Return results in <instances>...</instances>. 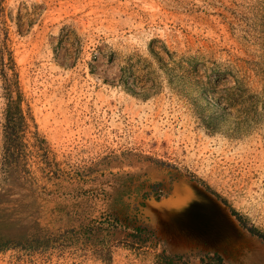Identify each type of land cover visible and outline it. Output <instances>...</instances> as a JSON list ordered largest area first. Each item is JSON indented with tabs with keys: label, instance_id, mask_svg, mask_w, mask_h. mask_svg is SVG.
Returning <instances> with one entry per match:
<instances>
[{
	"label": "rangeland",
	"instance_id": "1",
	"mask_svg": "<svg viewBox=\"0 0 264 264\" xmlns=\"http://www.w3.org/2000/svg\"><path fill=\"white\" fill-rule=\"evenodd\" d=\"M5 43L40 140L3 160L0 76V264H264V0H0ZM184 180L224 241L153 221Z\"/></svg>",
	"mask_w": 264,
	"mask_h": 264
},
{
	"label": "crops",
	"instance_id": "2",
	"mask_svg": "<svg viewBox=\"0 0 264 264\" xmlns=\"http://www.w3.org/2000/svg\"><path fill=\"white\" fill-rule=\"evenodd\" d=\"M167 192V201L153 211V221L157 222L159 216L175 219V224L182 226L177 238L185 244L206 242L212 246L234 233L227 206L205 185L184 180L176 182Z\"/></svg>",
	"mask_w": 264,
	"mask_h": 264
},
{
	"label": "trees",
	"instance_id": "3",
	"mask_svg": "<svg viewBox=\"0 0 264 264\" xmlns=\"http://www.w3.org/2000/svg\"><path fill=\"white\" fill-rule=\"evenodd\" d=\"M0 54V76L6 95L2 132L3 160L6 164H16L25 157L26 142L24 139L26 136L31 133L35 140H40V138L37 136V131L30 130L32 118L28 107H23L24 98L19 86L17 65L6 43Z\"/></svg>",
	"mask_w": 264,
	"mask_h": 264
}]
</instances>
